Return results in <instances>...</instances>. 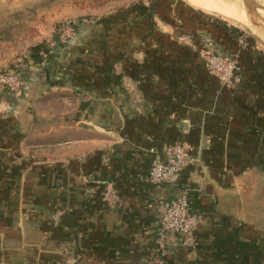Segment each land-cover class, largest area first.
<instances>
[{
  "label": "crops",
  "instance_id": "0c3cea01",
  "mask_svg": "<svg viewBox=\"0 0 264 264\" xmlns=\"http://www.w3.org/2000/svg\"><path fill=\"white\" fill-rule=\"evenodd\" d=\"M181 10L158 19L193 46L158 30L139 51L133 22L112 16L21 70L24 94L0 95V264H153L156 204L184 191L196 245L170 234L168 264H264V46ZM207 48L239 57L242 92L209 72ZM173 145L196 162L174 186L151 184L153 159Z\"/></svg>",
  "mask_w": 264,
  "mask_h": 264
},
{
  "label": "rangeland",
  "instance_id": "374dc122",
  "mask_svg": "<svg viewBox=\"0 0 264 264\" xmlns=\"http://www.w3.org/2000/svg\"><path fill=\"white\" fill-rule=\"evenodd\" d=\"M194 1L195 3L190 0H0V73L18 69L25 72L30 66L35 67L37 62H48L53 52L44 51L46 39L61 25L69 22L76 30V39L78 34L90 33L99 21L109 22L112 16L117 18V22L123 18L132 21L134 49L139 51L155 46L152 36L154 32L159 33L158 30L171 33L176 40L180 35L186 34L181 25L177 24L174 29L173 26L169 29L158 18L165 13L178 20L183 6L213 15L216 20L226 21L237 29H243L264 46V41L242 24L241 18L232 9L230 4L240 6V0H215L231 10L234 19L205 11L200 8L197 0ZM252 2L262 11L263 14L256 16H260L264 22V0ZM136 52L132 57L138 62ZM0 95L7 99L13 97L2 92Z\"/></svg>",
  "mask_w": 264,
  "mask_h": 264
},
{
  "label": "built area",
  "instance_id": "2783aa9c",
  "mask_svg": "<svg viewBox=\"0 0 264 264\" xmlns=\"http://www.w3.org/2000/svg\"><path fill=\"white\" fill-rule=\"evenodd\" d=\"M76 37V30L72 23L61 25L44 44V51L50 52L57 47L72 41ZM177 40L193 46L194 38L188 34L180 35ZM205 59L209 72L214 75L225 88L234 92H242L245 82L244 72L236 54H224L216 49L207 48L201 53ZM28 82L21 74V70L0 73V92L8 96H20L28 88ZM165 158L157 155L152 162L148 181L156 186L172 185L179 180L182 171L196 162V158L189 154L182 145H173L164 152ZM103 199L108 207H116L119 194L114 183H103ZM156 210L160 221L157 233V249L153 264H168V241L170 234L184 237V245L195 247V232L199 226V218L192 213L187 191L181 192L172 199L158 201ZM57 217H55V220Z\"/></svg>",
  "mask_w": 264,
  "mask_h": 264
},
{
  "label": "bare ground",
  "instance_id": "6f19581e",
  "mask_svg": "<svg viewBox=\"0 0 264 264\" xmlns=\"http://www.w3.org/2000/svg\"><path fill=\"white\" fill-rule=\"evenodd\" d=\"M197 1L200 4L199 6H201L200 8H202L205 11L216 12V13L223 15L227 18L234 19L232 11L229 10L228 8L223 7L220 4L216 3L215 0H197ZM190 2L195 3L194 0H190ZM240 2H241L240 6L231 3L230 5H231L232 9L235 11L237 16H239L241 18L242 24L246 25L253 33L257 34L258 36H260L264 40V32L262 31V30H264V24H263L264 22L262 21L260 16L259 17L257 16L258 20L261 24L262 30L258 26H255V24L253 23V18L248 13L249 8L247 7L246 3L243 0H240ZM252 5H253V11L256 15L263 14L262 11L257 7V5L255 3H253Z\"/></svg>",
  "mask_w": 264,
  "mask_h": 264
},
{
  "label": "water",
  "instance_id": "95a60500",
  "mask_svg": "<svg viewBox=\"0 0 264 264\" xmlns=\"http://www.w3.org/2000/svg\"><path fill=\"white\" fill-rule=\"evenodd\" d=\"M245 3H246V5H247V7L249 8V15L253 18V23L255 24V26H258L261 30H262V28H261V24H260V22H259V20H258V17L256 16V14L254 13V11H253V3H252V1L251 0H243ZM250 5V6H249ZM263 32H264V30H262ZM255 34V33H254ZM255 35H257V34H255ZM258 36V35H257ZM259 38H261L260 36H258ZM262 39V38H261ZM263 40V39H262ZM264 41V40H263Z\"/></svg>",
  "mask_w": 264,
  "mask_h": 264
}]
</instances>
